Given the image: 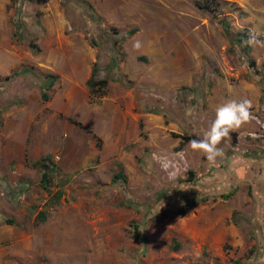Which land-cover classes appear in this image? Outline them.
I'll list each match as a JSON object with an SVG mask.
<instances>
[{
    "label": "rangeland",
    "instance_id": "rangeland-1",
    "mask_svg": "<svg viewBox=\"0 0 264 264\" xmlns=\"http://www.w3.org/2000/svg\"><path fill=\"white\" fill-rule=\"evenodd\" d=\"M263 70L264 0H0V264H264Z\"/></svg>",
    "mask_w": 264,
    "mask_h": 264
},
{
    "label": "clouds",
    "instance_id": "clouds-1",
    "mask_svg": "<svg viewBox=\"0 0 264 264\" xmlns=\"http://www.w3.org/2000/svg\"><path fill=\"white\" fill-rule=\"evenodd\" d=\"M137 42L135 47H139ZM251 101L244 99L241 101L230 100L215 109V119L212 121L209 130L204 132L202 138L190 140V147L194 151L203 152L210 163H214L217 156L222 155V150L218 145L235 132L244 123L251 119ZM164 207V202L161 208ZM161 210V209H160Z\"/></svg>",
    "mask_w": 264,
    "mask_h": 264
},
{
    "label": "trees",
    "instance_id": "trees-1",
    "mask_svg": "<svg viewBox=\"0 0 264 264\" xmlns=\"http://www.w3.org/2000/svg\"><path fill=\"white\" fill-rule=\"evenodd\" d=\"M206 4V3H205ZM203 6H205V7H207V5H203ZM110 37V36H109ZM240 39V38H239ZM248 63L249 64H253V60L252 59H248ZM92 73H93V71H91ZM260 75V77H261V79H262V81H263V83H264V70L263 71H261V73L259 74ZM45 77H48V83L51 81V76H49V75H45ZM88 83H89V89L90 90H96L97 88H100V87H102L104 84H105V79H103V78H100V79H92L91 77L89 78V81H88ZM93 83H95L97 86L94 88L93 87ZM41 95L43 96V98L45 97V93L44 92H42L41 93ZM121 175H120V172L118 171V172H116V173H114L113 175H112V179H117L118 177H120ZM47 180H48V177H47V172L46 171H44V170H42L41 171V173H40V183H41V186H45V184L47 183ZM40 217L41 218H43V214L41 213L40 214ZM5 221L6 222H11V219H5ZM178 246V243L176 242V241H173V243H172V247L173 248H176Z\"/></svg>",
    "mask_w": 264,
    "mask_h": 264
}]
</instances>
